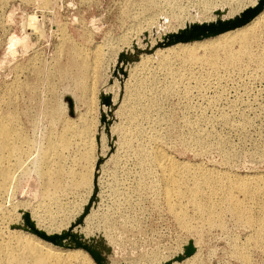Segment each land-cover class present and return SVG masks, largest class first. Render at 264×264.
Instances as JSON below:
<instances>
[{
  "label": "rangeland",
  "instance_id": "obj_1",
  "mask_svg": "<svg viewBox=\"0 0 264 264\" xmlns=\"http://www.w3.org/2000/svg\"><path fill=\"white\" fill-rule=\"evenodd\" d=\"M80 1L51 0L48 7L49 9H47V11L46 9L44 10L37 8L36 5L33 4L28 5L29 3L22 0H0V114L3 116L9 115L16 117L20 121V123L23 124L27 135L29 136V138H31L33 143V154L31 156V160H33L30 161V164L28 165V173L25 176H23L22 174L19 176L14 191L16 195H14V193L12 194L10 202H7V205H9L7 207L9 209H12L13 204L15 203L17 207H20L21 203L31 202L37 216H41L42 219L45 217L44 221L42 220L43 222L40 221V226L42 229L44 227L43 230H45V232L37 230L35 227L30 226V228L29 226L25 225V227L22 225V228L17 227L16 229H19L21 231H32L34 228L37 230V232H42L41 234H45V236L49 237L50 239L52 238L51 243L53 247L60 249H67L68 246L66 244V240L68 237H73L74 242L76 241L77 243H75V247L77 248V250L81 251L92 264H163V262L164 264H195L196 262V264H248V261L251 262H249V264H264V240H260L257 234H255V231L248 227L247 223L244 224V218L242 220L239 218V220L236 219L237 217L233 214L231 215V212L229 210L227 212L226 208H224L226 211H223L224 209L219 210V220L217 217L209 216L207 212L203 213V211H199V208L197 210V206L194 203H186L184 201V207L188 208L183 207L181 209L183 214H185L186 220L185 224H182V222L178 220L179 218L174 215V212H178L180 210V208L177 207V204L175 203V208H173L172 210L170 206H167L168 202L165 201L166 199H163L165 198V194L163 192L164 188L161 182L158 180L159 175L158 173L156 174V170L153 168L152 162L146 161L147 163L143 162L141 164L138 158L136 159L137 156L133 152L128 155H126L123 151L118 152L117 158L115 157L116 160H114L113 162H109V164H104L101 170L104 175H101L102 173L99 172L98 185H96L95 188L93 186V172L94 170L98 171L96 169H98L97 165L101 163L100 159L104 156L109 157L113 153L111 152V144L108 141V136H106L108 135V132L106 131L107 129L103 128L105 125L106 118L108 119V115H103L104 113L101 109L103 105L104 107L108 106V99L105 100V97L100 98V93L98 92L99 89L97 88L99 87L100 83H105L106 85H109V83L110 85L112 84V81H110L109 78H106L107 75L106 77H104L105 79L103 80V74H106L113 64L115 65L112 68V73L114 74V71L117 70L116 63H111V59L114 55H112V53H115V51L120 48L121 44L125 43L130 39H132L133 41H143L142 43L146 42V40L148 43H150L151 41H156L160 39L159 42L161 43L162 48H169L170 46L172 47V45L182 43L183 45L189 44L193 41L205 42L214 39H219L222 34L230 31H235L236 29H231L233 23H235L244 12L254 9L255 6H257V4L261 0H150L151 2L149 0ZM140 2L142 3V5ZM25 3L27 5H25ZM153 4L154 6H156V8H154ZM148 10L150 11L152 17L150 16ZM263 13L264 7L261 12L245 26H248L255 19L260 17ZM132 14L135 16V18L132 16ZM53 15L54 17H56L54 18ZM29 16L35 17V20L38 22L37 23L35 21V26L39 30L37 31L36 29L34 33H31L29 35V44L27 49L28 51H24L22 47H18L16 53L17 55L15 54L12 57L10 54L7 53L6 50L7 40L12 34L22 36L23 32H27V30L25 29L27 25H24V22L27 20V18H29ZM128 19H131V21H128ZM170 19L173 20L172 24L176 30L170 31L169 29L164 28V24L169 21L171 22ZM135 20H137L139 24ZM146 21L153 23L152 28L145 27ZM21 23L23 24V26H25L24 30ZM142 24H144L143 27L145 28L141 27ZM257 24L255 25V27L250 28L251 30L249 29L247 31L249 35L248 37H251L250 35L253 36L255 33H257L255 34L257 39H254V41H257L255 43L252 42L251 44V47H255H253V53L256 52L255 50H259V47L261 45L260 43H262V40H264V18L259 20ZM63 26L65 27L63 28ZM138 28L140 29V31L137 32ZM63 29L65 30L64 33ZM167 30L168 32H166ZM258 34L261 35L259 36ZM40 35L43 36L41 37ZM261 37L263 38L261 39ZM72 39L74 42L72 41ZM147 42L144 44H148ZM167 43L170 44L167 45ZM117 44L120 46H118ZM82 46L85 47L83 48ZM80 47L82 48L80 49ZM96 47H98V52L100 54L98 53V57L96 58L97 60H93L91 53L88 52L92 51ZM110 49L115 50L110 51ZM84 51H86L87 53H85ZM109 53L111 54V56ZM58 54H60L61 56ZM3 60H5V62ZM97 61L100 62L97 63ZM178 62V60H172L169 64V68L168 65L160 67V69L156 72L157 76L153 74L154 76L152 75L150 82L148 83V87H146L145 90L142 91V95L144 94V98L142 97V99L140 100L141 103H134L132 105L131 110L129 108L121 110V112L124 114L123 116V114L121 113V121L125 123L124 124L122 122L123 130L133 129L129 132L130 134H134L137 131H140L141 133V135L139 134L140 136L138 135L137 138L135 137L133 139L134 141H136L132 144L133 148H136L138 146V143H142L145 147H151L152 144L147 138H149L155 133V135H158L159 137L158 142L160 146L165 149L174 160H178V162L181 161L179 163H185L193 167H202V169H204V167L215 168L224 172H233L242 177H258L261 175L264 176V155L262 154V152H264V69H259L253 62L248 61L246 57L241 62L243 64L240 63L238 65V68H235L236 70L238 69L237 71H226L223 69L219 70L217 74H207L210 73L208 72V67L201 68L196 65L191 66L188 64L185 65L183 62ZM106 63H109L108 66ZM93 64L96 68L94 70V77L97 80L96 84L98 85L93 92H90V89H84V86L85 84H89V80L86 75L89 70L91 71L90 67ZM2 66L3 69H1ZM99 69L102 70L100 71ZM181 69H183L184 71ZM179 72L183 75H181ZM9 73L12 75H10ZM170 77H173L174 79H171ZM153 78L155 80H153ZM46 79L48 80L46 81ZM163 83H165V85ZM167 85H169V87ZM155 86L158 87L156 88ZM185 89L188 92H184ZM77 90L78 92L76 93ZM29 91H31V93ZM80 94L83 95V97ZM156 94H158L159 96ZM15 99L17 102L15 101ZM21 99H23V101ZM143 101L145 102L143 103ZM18 103L22 105L20 106ZM93 108L96 111L93 110ZM145 110H147V112ZM41 113H44V115H42ZM53 113L55 114V117L57 119L54 118ZM133 116H135V119ZM141 117L145 118L142 119ZM147 119H157L156 121L160 123L159 128L156 129L158 133L155 132L153 128L150 129L148 127L147 123H149V121H147ZM223 119H226L227 121L224 122ZM133 121L136 123H134ZM55 122H57L58 124ZM140 122L143 126H141ZM244 123L246 126L244 125ZM161 124L163 125L161 126ZM100 127L102 128V131L104 133L101 131ZM64 128H69V137L70 139H73L72 142H74L72 143L68 151L62 152V155L64 156L62 157V161L56 164V162L58 161L57 160L55 163L52 164V167L54 169H52L51 167V176L53 179L50 177L48 181L54 184L55 181H57V183L59 182V184L57 185V190L54 186H51V190H49V192L47 191L46 193V190H44V184L46 180L41 179V182L40 178L42 177H37L36 172L33 171V169L35 170V164L41 158L43 151H45L44 148L47 147L46 145L48 144L50 139L51 141L55 142L61 141L62 137L59 135H62V130ZM135 128L139 129L136 130ZM81 129L84 132L83 134H79V131H81ZM129 133L127 134L129 135ZM146 134L148 135V137ZM192 135L204 136L202 138L203 142L201 145V149L198 148L197 151L195 150V147L197 146L193 145L194 143L191 141ZM33 136H35L34 139ZM101 137L102 139H100ZM182 139H184V142H187L184 143ZM86 140L88 141V143ZM97 146H101V149L97 148ZM78 150L81 151L79 152ZM222 150H224L230 155L228 159H224ZM98 155H100L101 158ZM74 160L76 164L74 163ZM62 163L65 164V166ZM33 165L35 166L33 167ZM93 165H95L96 167ZM152 170H154L155 172ZM152 173L155 174L153 175ZM61 174L64 176H62ZM72 175L74 176V179ZM81 177H86L90 181L87 180L83 182L80 180ZM146 178H148V180ZM137 179L140 180L138 181ZM42 183L44 184L42 185ZM64 183L66 184L64 185ZM226 185L227 184L224 183V185L222 186L225 187ZM189 187H193L192 183H189ZM224 187L223 189L226 190ZM70 190L71 192H73L71 193ZM89 190L91 192H89ZM40 191L43 194V202L45 203L39 205V207L35 204H37V201H40ZM55 191L57 193H55ZM216 192L219 194L216 193V196L214 195L211 199L205 195H202V198H200L201 196L199 195L197 200L198 202L196 203L200 204V206L202 207L213 206L215 208L218 207V209H220L219 204L221 201H219V196H222V190L218 189ZM70 193L74 195L70 196ZM64 195H68V198ZM140 195H142L141 198L139 197ZM254 195L255 194L250 195L246 198L247 201L246 199L245 201H243L245 202L244 204L247 208V212L250 209L252 210L248 213L246 212L248 216L251 214L250 217L252 218H249L250 220L252 219L251 223L256 222V219L261 216V202L259 196L257 197L256 195ZM125 200L127 201V203H125ZM155 200L157 203L155 202ZM224 205L223 207H227ZM48 207L51 209H49ZM76 211L78 212L77 214ZM62 216L64 217V219ZM192 217H194V219H191ZM231 217L233 219H231ZM207 222L211 225H207ZM57 225H62L61 227H65L64 231L67 232H64L63 235L55 233L54 228ZM247 228L249 230H247ZM46 232L51 234L47 235ZM201 233L202 236L200 235ZM2 234V239L4 241H11L13 234L9 233L6 230H3ZM235 237L238 239H235ZM252 238L255 239L253 240ZM243 243L246 246L248 244V247H246ZM193 245H195V247ZM228 248L231 249L229 250ZM233 249H235L236 252L233 251ZM244 252L248 257H244ZM21 254L22 259L24 258V263L25 261H28L29 263L28 252L22 250ZM199 261L202 263H200ZM3 263L4 260L1 256L0 264ZM72 264L77 263L74 261L72 262Z\"/></svg>",
  "mask_w": 264,
  "mask_h": 264
},
{
  "label": "bare ground",
  "instance_id": "obj_2",
  "mask_svg": "<svg viewBox=\"0 0 264 264\" xmlns=\"http://www.w3.org/2000/svg\"><path fill=\"white\" fill-rule=\"evenodd\" d=\"M10 1V0H9ZM19 1V0H18ZM25 1L27 3L36 5L37 8L40 9H49V4L51 2V0H22ZM59 1V0H58ZM80 1V0H79ZM92 1V0H91ZM126 1V0H125ZM124 1V2H125ZM147 1V0H146ZM150 1V0H149ZM148 1V3H149ZM159 1V0H158ZM162 1V0H161ZM81 2V1H80ZM83 2V1H82ZM85 2V1H84ZM129 2V1H128ZM132 2V1H131ZM151 2V1H150ZM155 2V1H154ZM53 3V2H52ZM57 3V2H56ZM87 3V2H86ZM90 3V2H89ZM136 3V1H135ZM138 3V1H137ZM141 3V2H140ZM139 3V4H140ZM147 3V4H148ZM153 3V2H152ZM159 3V2H158ZM206 3V2H205ZM84 4V3H83ZM128 4V3H127ZM126 4V5H127ZM132 4V3H131ZM161 4V3H160ZM25 5H27L25 3ZM53 5V4H51ZM81 5V4H80ZM123 5V4H122ZM142 5V3H141ZM150 5V4H149ZM20 6V5H19ZM125 6V5H124ZM134 6V4H133ZM139 6V5H138ZM154 6V4H153ZM160 6V5H158ZM33 7V6H32ZM118 7V6H117ZM144 7V6H143ZM19 8V7H18ZM114 8V7H113ZM154 8H156V6H154ZM121 9V8H120ZM133 9V8H132ZM141 9V8H140ZM139 9V10H140ZM145 9V8H144ZM119 10V9H118ZM146 10V9H145ZM159 10V9H158ZM40 11V10H39ZM42 11V10H41ZM48 11V10H47ZM50 11V10H49ZM141 11V10H140ZM149 11V10H148ZM156 11V10H155ZM154 11V12H155ZM43 12V11H42ZM55 12V11H54ZM53 12V13H54ZM121 12V11H120ZM144 12V11H143ZM153 12V13H154ZM175 12V10H174ZM233 12V10H232ZM44 13V12H43ZM119 13V12H118ZM135 13V12H134ZM147 13V12H146ZM161 13V12H160ZM50 14V13H49ZM127 14V12H126ZM138 14V13H136ZM148 14V13H147ZM149 14L151 16V13L149 11ZM156 14V13H155ZM176 14V13H175ZM224 14V13H223ZM35 15V14H34ZM52 15V14H51ZM57 15V14H56ZM159 15V14H158ZM165 15V14H164ZM11 16V15H9ZM14 16V15H13ZM58 16V15H57ZM120 16V15H119ZM132 16L135 18V16L132 14ZM157 16V15H156ZM54 17V15H53ZM56 17V16H55ZM54 17V18H55ZM128 17V16H127ZM137 17V16H136ZM152 17V16H151ZM166 17V16H165ZM3 18V17H2ZM130 18V17H129ZM154 18V17H153ZM157 18V17H156ZM168 18V17H167ZM196 18V17H195ZM262 18H264V13L258 17L257 19H255L252 23H250L248 26H243L240 28H237L235 31H230L224 34H220L221 37L219 39H214V40H210V41H205V42H198V41H193L192 43L189 44H176V45H172V47L170 46L169 48H162L161 43L159 42L160 39L156 40V41H149L150 43L148 44H144L142 43L140 40H135L133 41L132 39L126 41L125 43L118 45L120 46L119 49H117L115 51V53H112L113 57H112V61L111 63H116V71H114V74L112 73V68L115 64H111V68H109V71L106 74H103V80L106 78H109L110 81H112V84L110 85H106L105 83L103 84H99V87H97L98 84H96L97 80L95 79L94 75H95V65H91L90 69L87 72L86 77L89 80V84H85L84 89H90V92H93L94 89L97 87L99 89V93H100V98L105 97L107 100L108 99V106L104 107V105L101 107L102 112L104 113L103 115H108V119L106 118L105 120V125L103 128H106L107 132H108V141L111 144V152H113L109 157H103L101 158L100 155H98L101 159V163H99L97 165L96 170H94V177H93V186L95 188L96 185H98V179H99V172L102 173V168L104 166V164H109V162H113L115 159V157L117 158L118 156V152L123 151L126 155L130 154V153H134L136 154V159L138 158V160L141 162V164L143 162L146 161H150L152 162L153 168L156 170V174L158 173L159 175V181L161 182L163 188H164V194H165V198H163L165 201H167V206H170V208L173 210L174 205L177 204V207L180 208V210L185 206L184 201L186 203L190 202V203H194L197 206V210L199 208V211H203V213L207 212L209 216H213V217H219V210L226 208L227 212L228 210L231 212V215L233 214L234 216H236V219H243L244 218V224L247 223L248 227L250 229H252L253 231H255V234H257V236L260 238V240H264V176H258V177H254V176H249V177H242L239 176L238 174H235L233 172L229 173V172H224L221 170H217L215 168H205L202 169L199 167H193V166H189L185 163H179L181 161L178 162V160H174L169 154L168 152L163 149L158 140L159 137L158 135H155V133L153 135H151L149 138H147L149 140V142L152 144L151 147H145L142 143H138V146L136 148H133V139L136 137H138V135L140 133V131H137L136 133H132L130 134L129 132L132 131L131 129L128 130H123L122 128V122L121 121V110H124L125 108H129L131 110L132 105L134 103H141V99L143 97L142 95V91L145 90L146 87H148V83L150 82V79L152 77V75H156L157 70L160 69V67H164L165 65H168L169 68V64L171 63L172 60H178L179 62H183L185 65H196L199 66L201 68H206L208 67V72L207 74H211V73H218L219 70H228V71H233L236 70L235 68H238V65L242 62V60L246 57V59H248V61L253 62L259 69H264V40H262V43H260V47L259 50H255L256 52L253 53V47H251L252 42H256L257 40L254 41V39H257V37L255 36V33L253 36L250 35L251 37H248V33L247 31L250 28L255 27V25L258 23L259 20H261ZM26 19V18H25ZM65 19V18H64ZM76 19V18H74ZM73 19V20H74ZM122 19V18H121ZM138 19V18H137ZM173 19V18H172ZM7 20V19H6ZM10 20V19H9ZM28 20V21H27ZM27 23L26 21L24 22V25H27V27L25 28L27 30V32H23L22 36H17L15 34L10 35V37L7 40V45H6V50L7 53L10 54L12 57L17 53V48L18 47H22L24 49V51H26L28 49V38L29 35L31 33H34L35 30L37 29L35 26V23L37 22L35 20L34 16H29V18H27ZM42 20V17H41ZM40 20V21H41ZM149 20V19H148ZM161 20V19H160ZM166 20V19H165ZM169 20V19H168ZM171 20V19H170ZM23 21V20H22ZM36 21V22H35ZM128 21H131V19ZM137 21V20H135ZM134 21V22H135ZM140 21V20H139ZM143 21V20H142ZM153 21V20H152ZM173 20H171V22H167L166 24H164V28L171 30H176L173 26ZM9 22V21H8ZM42 22V21H41ZM44 22V21H43ZM55 22V21H54ZM59 22V21H58ZM121 22V21H120ZM119 22V23H120ZM138 22V21H137ZM144 22V21H143ZM261 22V21H260ZM3 23V22H2ZM38 23V22H37ZM84 23V22H83ZM130 23V22H129ZM7 24V23H5ZM22 24V23H21ZM137 24V23H136ZM135 24V25H136ZM139 24V22H138ZM145 24V23H144ZM141 27H143V25ZM3 25V24H2ZM39 25V24H38ZM58 25V24H56ZM60 25V24H59ZM63 25V24H62ZM94 25V24H93ZM122 25V24H121ZM258 25V24H257ZM1 26V25H0ZM6 26V25H5ZM23 26V24H22ZM55 26V25H54ZM85 26V25H84ZM123 26V25H122ZM125 26V25H124ZM153 23L151 22H147L145 24L146 28H152ZM3 27V26H2ZM7 27V26H6ZM9 27V26H8ZM23 26V30H24ZM41 27V26H40ZM65 26H63L64 28ZM90 27V26H89ZM126 27V26H125ZM143 27V28H145ZM62 28V26H61ZM163 28V27H162ZM11 29V28H10ZM42 29V28H41ZM40 29V30H41ZM55 29V28H54ZM67 29V28H66ZM127 29V28H124ZM130 29V28H129ZM226 29V28H225ZM39 29H37L38 31ZM58 30V29H57ZM56 30V31H57ZM123 30V29H121ZM251 30V29H250ZM4 31V30H3ZM22 31V30H21ZM29 31V32H28ZM77 31V30H76ZM86 31V30H85ZM131 31V30H130ZM140 31V29H137V32ZM224 31V30H223ZM263 31V30H262ZM261 31V32H262ZM62 32V31H61ZM65 32V30L63 29V33ZM67 32V31H66ZM122 32V31H121ZM164 32V31H163ZM168 32V30L166 31ZM191 32V31H190ZM221 32V31H220ZM250 32V31H249ZM264 32V31H263ZM7 33V32H6ZM78 33V32H77ZM110 33V31H109ZM129 33V32H128ZM165 33V32H164ZM212 33V32H211ZM22 34V33H21ZM56 34V33H54ZM126 34V33H125ZM133 34V33H132ZM166 34V33H165ZM247 34V35H246ZM34 35V34H33ZM66 35V34H65ZM92 35V34H89ZM88 35V36H89ZM122 35V34H121ZM130 35V34H129ZM135 35V34H134ZM163 35V33H162ZM186 35V34H185ZM204 35V33H203ZM259 35V34H258ZM261 35V34H260ZM259 35V36H260ZM41 36V35H40ZM43 36V35H42ZM41 36V37H42ZM45 36V35H44ZM61 36V35H60ZM71 36V35H70ZM94 36V35H93ZM106 36V35H105ZM140 36V35H139ZM165 36V35H164ZM52 37V36H51ZM58 37V36H57ZM90 37V36H89ZM127 37V36H126ZM124 37V38H126ZM134 37V36H133ZM136 37V36H135ZM55 38V37H54ZM61 38V37H60ZM71 38V37H70ZM79 38V37H78ZM91 38V37H90ZM114 38V37H113ZM116 38V37H115ZM140 38V37H139ZM137 38V39H139ZM159 38V37H158ZM186 38V37H185ZM263 37H261L262 39ZM41 39V38H40ZM50 39V38H49ZM67 39V38H66ZM118 39V38H117ZM142 39V38H141ZM165 39V38H164ZM178 39V38H177ZM194 39V38H193ZM30 40V39H29ZM113 40V39H112ZM127 40V39H125ZM67 41V40H66ZM73 41V39H72ZM110 41V40H109ZM187 41V40H186ZM74 42V41H73ZM72 42V43H73ZM165 42V40H164ZM175 42V40H174ZM261 42V41H260ZM118 43V42H117ZM181 43V42H180ZM90 44V43H89ZM100 44V43H99ZM163 44V43H162ZM170 44V43H169ZM167 43V45H169ZM173 44V43H172ZM85 45V44H84ZM88 45V44H87ZM166 45V44H165ZM254 45V44H253ZM259 45V44H258ZM35 46V45H34ZM55 46V45H54ZM60 46V45H59ZM58 46V47H59ZM79 46V45H78ZM86 46V45H85ZM84 46V47H85ZM257 46V45H256ZM31 47V46H29ZM33 47V46H32ZM57 47V46H56ZM83 47V46H82ZM80 47V49L82 48ZM83 47V48H84ZM101 47V45H100ZM106 47V44H105ZM167 47V46H166ZM21 48V49H22ZM61 48V47H60ZM112 48V47H111ZM115 48V46H114ZM117 48V47H116ZM252 48V50H251ZM255 48V47H254ZM1 49V48H0ZM30 50V49H29ZM37 50V49H36ZM115 50V49H114ZM111 50L110 51H114ZM28 51V50H27ZM68 51V48H67ZM82 51V50H81ZM89 51V50H88ZM100 51V50H99ZM66 52V51H65ZM85 53H87L86 51H84ZM6 53V52H5ZM24 53V52H23ZM27 53V52H26ZM40 53V52H39ZM57 53V51H56ZM91 53L93 60H95L98 57V47L94 48L92 51L88 52ZM105 53V52H104ZM54 54V53H53ZM62 54V53H60ZM58 54V55H60ZM100 54V53H99ZM110 54V53H109ZM17 55V54H16ZM84 55V54H83ZM23 56V54H22ZM27 56V55H26ZM51 56V55H50ZM61 56V55H60ZM100 56V55H99ZM111 56V54H110ZM66 57V56H65ZM102 57V56H101ZM10 58V57H9ZM67 58V57H66ZM88 58V57H87ZM47 59V58H46ZM65 59V58H64ZM70 59V58H68ZM99 59V58H98ZM109 59V58H108ZM11 60V59H10ZM9 60V61H10ZM16 60V59H15ZM19 60V59H18ZM28 60V59H27ZM92 60V61H93ZM97 60V59H96ZM5 62V60H3ZM24 61V60H23ZM21 61V62H23ZM44 61V60H43ZM48 61V60H47ZM83 61V60H82ZM85 61V60H84ZM110 61V60H108ZM62 62V61H61ZM60 62V63H61ZM66 62V61H65ZM95 62V61H94ZM100 62V61H99ZM97 61V63H99ZM178 62V63H179ZM248 62V63H250ZM1 63V61H0ZM44 63V62H43ZM70 63V62H69ZM13 64V63H11ZM22 64V63H21ZM54 64V62H53ZM63 64V63H62ZM89 64V63H88ZM105 64V63H104ZM107 64V63H106ZM109 64V63H108ZM107 64V66H108ZM243 64V63H241ZM66 65V63H65ZM68 65V64H67ZM98 65V64H97ZM176 65V64H175ZM174 65V66H175ZM247 65V64H246ZM249 65V64H248ZM254 65V66H255ZM4 66V65H3ZM3 66L1 67V69H3ZM6 66V65H5ZM17 66V65H16ZM101 66V65H100ZM103 66V65H102ZM190 66V67H191ZM9 67V66H8ZM49 67V66H48ZM99 67V66H98ZM105 67V66H104ZM173 67V64H172ZM72 68V67H71ZM101 68V67H100ZM158 68V69H157ZM167 68V67H166ZM13 69V68H12ZM11 69V70H12ZM98 69V68H97ZM103 69V68H102ZM101 69V70H102ZM106 69V68H105ZM165 69V68H164ZM9 70V69H8ZM50 70V69H49ZM100 70V69H99ZM100 70V71H101ZM107 70V69H106ZM167 70V69H166ZM183 70V69H181ZM191 70V69H190ZM238 70V69H237ZM236 70V71H237ZM10 71V70H9ZM8 71V72H9ZM44 71V70H43ZM173 71V70H172ZM184 71V70H183ZM188 71V70H187ZM165 72V71H164ZM168 72V71H167ZM175 72V70H174ZM173 72V73H174ZM162 73V72H161ZM177 73V72H176ZM180 73V72H179ZM191 73V72H190ZM10 74V73H9ZM18 74V73H17ZM101 74V73H100ZM163 74V73H162ZM165 74V73H164ZM181 74V73H180ZM186 74V71H185ZM189 74V73H188ZM12 75V74H10ZM14 75V74H13ZM105 75V76H104ZM153 75V76H154ZM171 75V72H170ZM183 75V74H181ZM157 76V75H156ZM159 76V74H158ZM167 76V75H166ZM174 76V75H173ZM185 76V75H184ZM188 76V75H187ZM23 77V76H22ZM39 77V76H38ZM41 77V76H40ZM44 77V76H43ZM54 77V76H53ZM180 77V76H179ZM186 77V76H185ZM45 78V77H44ZM72 78V77H71ZM102 78V75H101ZM166 78V77H164ZM168 78V77H167ZM171 78V77H170ZM173 78V77H172ZM171 78V79H172ZM13 79V78H12ZM159 79V77H158ZM170 79V80H171ZM174 79V78H173ZM16 80V79H15ZM45 80V79H44ZM48 79H46L47 81ZM64 80V79H63ZM99 80V78H98ZM153 80H155L153 78ZM25 81V80H24ZM14 82V81H13ZM102 82V80H101ZM178 82V79H177ZM19 83V82H18ZM34 83V82H33ZM152 83V82H151ZM155 83V81H154ZM153 83V84H154ZM183 83V82H181ZM71 84V83H70ZM165 85V83H163ZM35 85V84H34ZM38 85V84H37ZM36 85V86H37ZM66 85V84H65ZM155 85V84H154ZM170 85V84H169ZM169 85H167L169 87ZM3 86V85H2ZM18 86V84H17ZM33 86V85H32ZM31 86V87H32ZM53 86V85H52ZM67 86V85H66ZM79 86V85H78ZM30 87V88H31ZM35 87V86H34ZM70 87V86H69ZM72 87V86H71ZM86 87V88H85ZM151 87V86H150ZM156 87V86H155ZM158 87V86H157ZM156 87V88H157ZM165 87V86H164ZM174 87V85H173ZM53 88V87H52ZM73 88V87H72ZM81 88V87H80ZM153 88V87H152ZM4 89V88H3ZM10 89V87H9ZM39 89V88H38ZM149 89V88H147ZM163 89V88H162ZM175 89V87H174ZM27 90V89H26ZM34 90V89H31ZM82 90V89H81ZM157 90V89H156ZM24 91V90H23ZM41 91V89H40ZM43 91V90H42ZM167 91V88H166ZM11 92V91H10ZM31 93V91H29ZM33 92V91H32ZM37 92V89H36ZM78 92V90L76 91V93ZM81 92V91H80ZM79 92V93H80ZM97 92V93H98ZM148 92V91H147ZM151 92V91H150ZM149 92V93H150ZM162 92V91H161ZM165 92V91H164ZM172 92V91H171ZM184 92H188L186 89L184 90ZM74 93V92H73ZM148 93V94H149ZM154 93V92H153ZM156 93V92H155ZM169 93V92H168ZM24 94V93H22ZM75 94V93H74ZM91 94V93H90ZM93 94V93H92ZM173 94V93H172ZM3 95V94H2ZM33 95V94H32ZM38 95V94H36ZM44 95V94H43ZM59 95V94H58ZM81 95V94H80ZM150 95V94H149ZM158 95V94H156ZM168 95V94H167ZM171 95V94H169ZM16 96V95H15ZM14 96V97H15ZM22 96V95H21ZM83 97V95H81ZM91 96V95H90ZM146 96V95H145ZM154 96V95H153ZM151 96V97H153ZM159 96V95H158ZM164 96V95H162ZM166 96V95H165ZM17 97V96H16ZM31 97V96H30ZM53 97V96H52ZM60 97V96H59ZM99 97V96H98ZM26 98V97H25ZM29 98V97H28ZM41 98V97H40ZM93 98V97H92ZM144 98V97H143ZM146 98V97H145ZM149 98V97H148ZM155 98V97H154ZM161 98V97H160ZM31 99V98H30ZM59 99V98H58ZM82 99V98H81ZM86 99V98H85ZM83 99V100H85ZM157 99V98H156ZM18 100V99H17ZM23 101V99H21ZM62 100V99H61ZM87 100V99H86ZM99 100V99H98ZM103 100V99H102ZM104 100V101H105ZM148 100V99H147ZM151 100V99H150ZM16 101V99H15ZM79 101V100H77ZM1 102V101H0ZM10 102V100H9ZM17 102V101H16ZM91 102V100H90ZM145 101H143L144 103ZM155 102V101H154ZM158 102V101H157ZM23 103V102H22ZM30 103V102H29ZM34 103V102H33ZM41 103V102H40ZM39 103V105H40ZM93 103V102H92ZM105 103V102H104ZM160 103V102H159ZM19 104V103H18ZM24 104V103H23ZM37 104V103H36ZM44 104V103H43ZM56 104V103H55ZM63 104V103H62ZM81 104V103H79ZM84 104V103H83ZM147 104V103H146ZM4 105V104H3ZM20 105V104H19ZM22 105V104H21ZM20 105V106H21ZM92 105V104H90ZM98 105V104H97ZM131 105V106H130ZM155 105V104H153ZM157 105V104H156ZM160 105V104H159ZM31 106V105H30ZM54 106V105H53ZM52 106V107H53ZM136 106V105H135ZM147 106V105H146ZM42 107V106H41ZM83 107V106H82ZM86 107V106H85ZM159 107V106H158ZM8 108V107H7ZM45 108V107H44ZM65 108V107H64ZM95 108V107H94ZM93 108V110H95ZM99 108V107H98ZM135 108V107H134ZM150 108V107H149ZM20 109V108H19ZM39 109V108H38ZM37 109V110H38ZM41 109V108H40ZM89 109V108H88ZM100 109V108H99ZM141 109V107H140ZM157 109V108H155ZM154 109V110H155ZM53 110V109H52ZM129 110V111H130ZM144 110V108H143ZM149 110V109H148ZM153 110V108H152ZM28 111V110H27ZM31 111V110H30ZM49 111V110H48ZM55 111V110H54ZM87 111V110H86ZM96 111V110H95ZM133 111V110H132ZM142 111V110H141ZM147 112V110H145ZM26 112V111H25ZM42 112V110H41ZM91 112V111H90ZM126 112V111H125ZM158 112V111H156ZM18 113V112H17ZM21 113V112H20ZM85 113V112H84ZM92 113V112H91ZM136 113V112H135ZM144 113V112H143ZM151 113V112H150ZM149 113V115H150ZM153 113V112H152ZM42 114V113H41ZM48 114V113H46ZM54 114V113H53ZM123 114V113H122ZM129 114V113H128ZM138 114V113H137ZM140 114V113H139ZM142 114V112H141ZM145 114V113H144ZM143 114V115H144ZM24 115V114H23ZM29 115V114H28ZM44 115V113L42 114ZM50 115V114H49ZM57 115V114H56ZM80 115V114H79ZM87 115V113H86ZM135 115V114H134ZM147 115V114H146ZM145 115V117H146ZM94 116V115H93ZM124 116V114H123ZM129 116V115H128ZM131 116V115H130ZM138 116V115H137ZM153 116V115H152ZM20 117V116H19ZM28 117V116H27ZM86 117V116H85ZM135 119V116H133ZM143 117V118H145ZM149 117V116H147ZM26 118V117H24ZM30 118V117H29ZM42 118V117H41ZM47 118V116H46ZM54 118L55 114H54ZM66 118V117H65ZM89 118V117H87ZM97 118V116H96ZM95 118V120H96ZM104 118V117H103ZM126 118V117H125ZM132 118V117H131ZM142 118V117H141ZM142 118V119H143ZM50 119V118H49ZM57 119V118H56ZM76 119V118H75ZM93 119V118H92ZM90 119V120H92ZM99 119V118H98ZM140 119V117H139ZM228 119V118H227ZM38 120V119H37ZM44 120V119H43ZM53 120V119H52ZM69 120V119H68ZM157 120V119H156ZM156 120H149L147 119V121H149L148 127L150 129H154L155 132L157 128H159L160 123ZM41 121V120H40ZM57 121V120H56ZM102 121V119H101ZM100 121V122H101ZM130 121V120H129ZM136 121V120H135ZM138 121V120H137ZM143 121V120H141ZM224 122H226V119H223ZM245 121V120H243ZM24 122V121H22ZM47 122V121H46ZM94 122V121H93ZM92 122V123H93ZM98 122V121H97ZM131 122V121H130ZM134 122V121H133ZM145 122V121H144ZM27 123V122H26ZM37 123V122H36ZM35 123V124H36ZM57 123V122H55ZM89 123V122H86ZM91 123V124H92ZM103 123V122H102ZM124 123V122H123ZM136 123V122H134ZM133 123V124H134ZM143 123V122H142ZM248 123V122H247ZM58 124V123H57ZM77 124V123H76ZM97 124V123H96ZM125 124V123H124ZM139 124V123H138ZM141 124V122H140ZM29 125V124H28ZM46 125V124H45ZM62 125V124H61ZM127 125V124H126ZM130 125V124H129ZM163 124H161L162 126ZM245 125V123H244ZM243 125V126H244ZM32 126V125H31ZM88 126V125H87ZM92 126V125H91ZM97 126V125H96ZM101 126V125H100ZM131 126V125H130ZM141 126H143L141 124ZM246 126V125H245ZM26 127V126H25ZM132 127V126H131ZM130 127V128H131ZM242 127V126H241ZM37 128V126H36ZM48 128V127H47ZM54 128V127H53ZM73 128V127H72ZM96 128V127H95ZM101 128V127H100ZM133 128V127H132ZM142 128V127H141ZM140 128V129H141ZM173 128V127H172ZM35 129V128H34ZM125 129V127H124ZM136 129V128H135ZM139 129V128H138ZM136 129V130H138ZM171 129V128H169ZM168 129V130H169ZM53 130V129H52ZM58 130V129H56ZM61 130V129H60ZM91 130V129H90ZM97 130V129H96ZM100 130V129H99ZM31 131V130H30ZM95 131V130H94ZM98 131V130H97ZM102 131V128H101ZM32 132V131H31ZM51 132V131H50ZM58 132V131H57ZM72 132V131H71ZM103 132V131H102ZM135 132V131H134ZM142 132V131H141ZM174 132V131H172ZM69 128H64L62 130V135L60 134L59 136H61V141L59 142H55V141H50L48 142V144L44 147L45 151H43V154L41 156V158L37 161V163L35 165H33V167L35 168V170L33 169V171L36 172L37 177H42L40 178L43 180H46L45 184L42 183V185L44 184V190H46L49 192L50 187L54 186L55 189L57 188V185L59 184V182L57 183V181H55L54 183L49 182V178H52V169H54L52 167V164L56 162L59 163L62 161V157H64L62 154V152L64 151H68L70 149V146L72 145V140L70 139V134H69ZM77 133V132H76ZM83 130L81 129V131H79V134H83ZM93 133V132H92ZM100 133V132H99ZM104 133V132H103ZM129 133V135L127 134ZM144 133V132H143ZM142 133V134H143ZM158 133V132H157ZM171 133V132H170ZM51 134V133H50ZM53 134V131H52ZM160 134V133H159ZM172 134V133H171ZM98 135V134H96ZM100 135V134H99ZM139 135V136H140ZM147 135V134H146ZM57 136V135H56ZM55 136V138H56ZM173 136V135H172ZM32 137V136H31ZM35 136H33L34 139ZM58 137V136H57ZM85 137V136H84ZM105 137V136H103ZM145 137V136H144ZM148 137V135H147ZM204 136H200V135H192L191 137V141L194 143L193 145L197 146L195 147V150L197 151V149H201V145L203 142V138ZM51 138V137H50ZM96 138V137H94ZM48 139V138H46ZM53 139V138H52ZM59 139V138H58ZM57 139V141H58ZM91 139V138H90ZM99 139V138H98ZM102 139V137L100 138ZM105 139V138H104ZM77 140V139H76ZM92 140V139H91ZM106 140V139H105ZM162 140V139H161ZM160 140V141H161ZM167 140V139H166ZM184 142V139H182ZM37 141V140H36ZM35 141V142H36ZM46 141V140H45ZM48 141V140H47ZM83 141V140H82ZM87 141V140H86ZM102 141V140H101ZM43 142V141H42ZM77 142V141H76ZM97 142V141H96ZM138 142V141H137ZM187 142V141H186ZM184 142V143H186ZM88 143V141H87ZM136 144V143H135ZM38 145V144H37ZM41 145V144H40ZM91 145V143H90ZM97 145V144H96ZM137 145V144H136ZM93 146V145H92ZM38 147V146H37ZM88 147V146H87ZM95 147V146H94ZM41 148V147H39ZM73 148V147H72ZM97 148L101 149V146ZM85 149V148H84ZM90 149V148H89ZM77 151V150H76ZM79 152L81 150H78ZM92 151V150H91ZM74 152V151H73ZM100 152V151H99ZM98 152V153H99ZM70 153V152H69ZM86 153V152H85ZM93 153V152H92ZM223 153V157L224 159H228L229 158V154L226 153L224 150H222ZM33 154V143L31 138H29V136L27 135V132L25 131L23 124L20 123V121L13 116H3L0 114V255L2 256V259L4 260L3 264H72V262H76L77 264H92L88 258L79 250H77V248L75 247V245L77 244L76 241L74 242V238L73 237H68L66 240V244H67V249H60V248H55L53 247L52 243H51V239L49 237H46L45 234H41L39 232H37V230H41L44 231V227L43 229L40 226V221H44V218L42 219L41 216H37L35 210L33 209V205L31 202L27 203H18L20 204V207H17L16 203L13 204V208L9 209L7 206V202H10V199L12 197V194L15 191L19 176L22 174L23 176H25L28 173V165L30 164L31 160V156ZM37 154V151H36ZM39 154V153H38ZM262 154L264 155V152H262ZM86 155V154H85ZM35 156V155H34ZM78 156V155H77ZM80 156V155H79ZM97 156V155H96ZM69 157V156H68ZM92 157V156H91ZM133 157V156H132ZM34 158V157H33ZM67 158V157H66ZM128 158V157H127ZM64 159V158H63ZM70 159V158H69ZM80 159V157H79ZM91 159V158H90ZM94 159V158H93ZM96 159V158H95ZM130 159V157H129ZM132 159V158H131ZM135 159V158H134ZM76 160V159H75ZM74 160V163H75ZM99 160V159H98ZM137 160V163H138ZM67 162V161H66ZM84 162V161H83ZM92 162V161H91ZM90 162V163H91ZM70 163V162H68ZM117 163V162H116ZM147 163V162H146ZM187 163V162H186ZM190 163V162H189ZM63 164V163H62ZM76 164V163H75ZM113 164V163H112ZM151 164V163H150ZM65 166V164H63ZM92 165V164H91ZM116 165V164H115ZM148 165V164H147ZM59 166V165H58ZM95 166V165H93ZM106 166V165H105ZM112 166V165H111ZM145 166V164H144ZM143 166V167H144ZM151 166V165H150ZM52 167V169H51ZM60 167V166H59ZM68 167V166H67ZM96 167V166H95ZM193 167V168H192ZM77 168V167H76ZM80 168V167H79ZM111 168V167H110ZM66 169V168H65ZM142 169V166H141ZM146 169V168H145ZM79 170V169H78ZM81 170V169H80ZM147 170V169H146ZM55 171V170H54ZM72 171V170H71ZM91 171V170H90ZM150 171V170H149ZM154 171V170H152ZM57 172V171H56ZM79 172V171H78ZM98 172V173H97ZM155 172V171H154ZM238 172V171H237ZM89 173V172H88ZM92 173V174H93ZM146 173V172H145ZM148 173V171H147ZM150 173V172H149ZM72 174V173H71ZM153 174V173H152ZM155 174V173H154ZM153 174V175H154ZM35 175V176H36ZM62 175V174H61ZM70 175V174H69ZM76 175V174H75ZM101 175H104V173H102ZM142 175V174H141ZM145 175V174H144ZM59 176V175H58ZM64 176V175H62ZM73 176V175H72ZM246 176V175H245ZM66 177V176H65ZM76 177V176H75ZM91 177V176H90ZM143 177V176H142ZM147 177V176H146ZM64 178V177H63ZM72 178V177H71ZM80 178V177H79ZM53 179V178H52ZM51 179V180H52ZM59 179V177H58ZM61 179V178H60ZM74 179V176H73ZM76 179V178H75ZM78 179V178H77ZM144 179V178H143ZM148 180V178H146ZM55 180V179H54ZM65 180V179H64ZM81 181H90L89 179H87L86 177H81L80 179ZM138 180V179H137ZM140 180V179H139ZM138 180V181H139ZM38 181V179H37ZM68 181V178H67ZM70 181V180H69ZM73 181V180H72ZM144 181V180H143ZM142 181V182H143ZM150 181V180H149ZM157 181V180H156ZM158 181V182H159ZM42 182V181H41ZM54 182V181H53ZM66 182V181H65ZM79 182V181H78ZM148 182V181H147ZM146 182V183H147ZM159 182V183H160ZM151 183V182H149ZM153 183V182H152ZM157 183V182H156ZM189 183H192V188L189 187ZM224 183H226L227 185L224 187L222 185H224ZM62 184V183H61ZM60 184V185H61ZM66 183H64L65 185ZM68 184V183H67ZM80 184V183H79ZM82 184V183H81ZM84 184V183H83ZM71 185V184H70ZM75 185V184H74ZM152 185V184H150ZM149 185V186H150ZM160 185V184H159ZM89 186V185H88ZM161 186V185H160ZM191 186V184H190ZM65 187V186H64ZM74 187V186H73ZM72 187V188H73ZM91 187V186H90ZM140 187V186H139ZM152 187V186H151ZM156 187V185H155ZM184 187V189H183ZM223 187L226 189L224 190ZM43 188V187H42ZM79 188V187H78ZM85 188V187H84ZM82 188V189H84ZM143 188V187H142ZM41 189V188H40ZM65 189V188H64ZM69 189V188H67ZM91 189V188H90ZM148 189V187H147ZM156 189V188H155ZM220 189L222 190V196H219V208H215L213 206L210 207H202L200 206V204H197L196 202H198V197L199 195L201 196L200 198H202V195L207 196L208 198H212L217 192V190ZM17 190V189H16ZM57 190V189H56ZM62 190V189H61ZM79 190V189H77ZM93 190V189H92ZM133 190V189H132ZM142 190V189H141ZM139 190V191H141ZM43 191V190H42ZM68 191V190H67ZM85 191V190H84ZM71 192V190H70ZM73 192V191H72ZM71 192V193H72ZM86 192V191H85ZM84 192V193H85ZM89 192H91L89 190ZM117 192V191H116ZM147 192V191H146ZM149 192V190H148ZM157 192V191H156ZM162 192V191H161ZM219 192V191H218ZM41 193V197H40V201H37L35 205H41L45 202H43V194ZM55 193H57L55 191ZM65 193V192H64ZM70 193V194H71ZM88 193V192H87ZM134 193V192H133ZM145 193V192H144ZM153 193V192H152ZM159 193V192H158ZM221 193V192H220ZM54 194V193H53ZM59 194V192H58ZM162 194V193H161ZM163 194V195H164ZM219 194V193H217ZM255 194L257 197L259 196L260 202H261V216L259 218H257L256 222L251 223L252 219L250 220V212L249 216L247 215V213L249 211H252L251 209L247 212V208L245 207V199L247 197H249L250 195ZM14 195H16V193H14ZM13 195V196H14ZM74 195V194H73ZM72 194L70 196H73ZM78 195V194H77ZM157 195V194H156ZM221 195V194H220ZM254 195V196H255ZM58 196V195H57ZM66 196V195H64ZM63 196V197H64ZM68 196V195H67ZM66 196V197H67ZM69 196V197H70ZM142 195H140L139 197L141 198ZM146 196V195H145ZM144 196V197H145ZM152 196V195H151ZM158 196V195H157ZM216 196V195H215ZM61 197V196H59ZM77 197V196H76ZM75 197V198H76ZM80 197V196H79ZM123 197V196H122ZM162 197V196H161ZM204 197V196H203ZM14 198V197H13ZM42 198V199H41ZM53 198V197H52ZM68 198V197H67ZM119 198V197H118ZM153 198V197H152ZM206 199V197H205ZM215 199V198H214ZM254 199V198H252ZM116 200V199H115ZM200 200V199H199ZM256 200V199H255ZM13 201V200H12ZM50 201V199H49ZM60 201V200H59ZM66 201V200H65ZM69 201V200H68ZM118 201V200H117ZM126 201V200H125ZM214 201V200H213ZM227 204H226V202ZM247 201V199H246ZM250 201V200H249ZM18 202V201H16ZM48 202V201H47ZM156 202V200H155ZM174 202V203H173ZM200 202V201H199ZM204 202V201H202ZM208 202V201H207ZM212 202V201H211ZM252 202V201H251ZM34 203V202H33ZM49 203V202H48ZM58 203V202H57ZM68 203V202H67ZM127 203V201L125 202ZM129 203V202H128ZM157 203V202H156ZM176 203V204H175ZM218 203V202H217ZM257 203V201H256ZM47 204V203H46ZM54 204V203H53ZM65 204V203H64ZM119 204V202H118ZM121 204V203H120ZM166 204V202H165ZM169 204V205H168ZM202 204V203H201ZM208 204V203H207ZM216 204V203H215ZM225 204V205H224ZM254 204V203H253ZM260 204V203H259ZM128 205V204H127ZM179 205V206H178ZM193 205V204H192ZM194 205V206H195ZM211 205V204H210ZM217 205V204H216ZM227 206V207H223ZM249 205V203H248ZM255 205V204H254ZM72 206V205H71ZM121 206V205H120ZM193 206V207H194ZM205 206V204H204ZM36 207V206H35ZM40 207V206H39ZM62 207V206H61ZM79 207V206H78ZM128 207V206H127ZM131 207V206H130ZM257 207V206H256ZM43 208V207H42ZM49 208V207H48ZM69 208V207H68ZM184 208H188V207H184ZM249 208V207H248ZM41 209V208H40ZM51 209V208H49ZM57 209V208H56ZM119 209V208H118ZM42 210V209H41ZM45 210V208H44ZM80 210V209H79ZM159 210V207H158ZM170 210V209H168ZM178 210V209H177ZM179 210V211H180ZM189 210V209H188ZM187 210V211H188ZM58 211V210H56ZM161 211V210H160ZM174 212V215L177 216V218H179L178 220H180L182 222V224H185L186 220H185V214H183L182 210L180 212ZM223 211H226L225 209ZM222 211V212H223ZM63 212V211H62ZM66 212V211H65ZM114 212V211H113ZM154 212V211H153ZM158 212V211H157ZM173 212V211H171ZM194 212V211H193ZM247 212V213H246ZM254 212V211H253ZM257 212V211H256ZM259 212V211H258ZM57 213V212H56ZM78 212L76 211V214ZM170 213V212H169ZM182 213V214H181ZM185 213V211H184ZM202 213V215H203ZM225 213V212H224ZM50 214V213H49ZM72 214V213H71ZM70 214V216H71ZM120 214V213H119ZM171 214V213H170ZM194 214V213H193ZM200 214V213H199ZM69 215V214H68ZM82 215V214H81ZM107 215V214H106ZM207 215V214H206ZM230 215V213H229ZM256 215V214H255ZM260 215V214H259ZM48 216V215H46ZM73 216V215H72ZM115 216V215H114ZM163 216V215H162ZM208 216V217H209ZM222 216V215H221ZM225 216V215H224ZM248 216V217H247ZM258 216V215H257ZM52 217V216H51ZM60 217V216H59ZM63 217V216H62ZM66 217V216H65ZM83 217V216H82ZM109 217V216H108ZM199 217V216H198ZM204 217V216H203ZM256 217V216H254ZM54 218V217H53ZM200 218V217H199ZM222 218V217H221ZM230 218V217H229ZM50 219V218H49ZM64 219V217H63ZM68 219V218H67ZM70 219V218H69ZM176 219V218H175ZM191 219H194V217H192ZM190 219V220H191ZM198 219V218H197ZM219 219V218H218ZM217 219V220H218ZM223 219V218H222ZM231 219H233L231 217ZM238 219V220H239ZM255 219V218H254ZM51 220V219H50ZM58 220V219H57ZM72 220V219H71ZM82 220V219H81ZM107 220V218H106ZM111 220V219H110ZM119 220V219H118ZM121 220V219H120ZM160 220V219H159ZM200 220V219H199ZM213 220V219H212ZM211 220V222H212ZM220 220V219H219ZM218 220V221H219ZM224 220V219H223ZM240 220V221H241ZM250 220V221H249ZM42 221V222H43ZM49 221V220H47ZM175 221V220H174ZM189 221V220H188ZM187 221V223H188ZM198 221V220H197ZM205 221V220H204ZM214 221V220H213ZM237 221V220H236ZM246 221V222H245ZM254 221V220H253ZM63 222V220H62ZM81 222V221H80ZM83 222V221H82ZM178 222V221H177ZM201 222V221H200ZM206 222V221H205ZM209 222V221H208ZM207 225H211L210 223ZM220 222V221H219ZM234 222V221H233ZM238 222V221H237ZM32 223V224H31ZM52 223V222H51ZM56 223V222H55ZM65 223V222H64ZM221 223H225V222H221ZM228 223V222H227ZM240 223V222H239ZM53 224V223H52ZM178 224V223H177ZM180 224V223H179ZM190 224V223H189ZM200 224V223H199ZM243 224V225H244ZM32 226L35 227L36 229L33 228L32 231H21V230H17V227H23V226ZM80 225V224H78ZM85 225V224H84ZM202 225V224H201ZM200 225V226H201ZM223 225V224H222ZM225 225V224H224ZM227 225V224H226ZM239 225V224H238ZM24 226V227H25ZM49 226V225H48ZM62 226V225H61ZM60 225H57L54 230L55 233H58L59 235H63L65 227H61ZM65 226V225H64ZM69 226V224H68ZM89 226V225H88ZM87 226V227H88ZM191 226V225H189ZM198 226V225H197ZM203 226V225H202ZM235 226V225H234ZM47 227V226H46ZM83 227V226H82ZM181 227V226H180ZM179 227V228H180ZM183 227V226H182ZM194 227V226H193ZM192 227V228H193ZM209 227V226H207ZM211 227V226H210ZM31 228V227H30ZM53 228V227H52ZM68 228V227H67ZM77 228V227H76ZM186 228V227H185ZM188 228V227H187ZM202 228V227H201ZM219 228V227H218ZM222 228V226H221ZM220 228V229H221ZM229 228V227H228ZM244 228V227H243ZM46 229V228H45ZM74 229V228H73ZM184 229V228H183ZM191 229V227H190ZM195 229V228H194ZM193 229V230H194ZM204 229V228H203ZM3 230L8 231L9 233L13 234V237L11 238V241H4L2 239V232ZM187 230V229H185ZM210 230V229H209ZM212 230V229H211ZM222 230V229H221ZM220 230V232H221ZM230 230V229H229ZM247 230H249L247 228ZM36 233H35V232ZM70 231V230H69ZM75 231V230H74ZM191 231V230H190ZM201 231V230H200ZM54 232V231H52ZM188 232V231H187ZM186 232V233H187ZM197 232V229H196ZM195 232V233H196ZM47 235L51 234L46 232ZM248 233V232H247ZM53 234V233H52ZM184 234V233H183ZM254 234V235H255ZM10 235V234H9ZM68 235V234H67ZM202 236V233L200 234ZM225 235V234H224ZM252 235V234H251ZM6 236V235H5ZM12 236V235H11ZM57 236V235H55ZM72 236V235H71ZM183 236V235H182ZM233 236V235H232ZM237 236V235H236ZM238 237V236H237ZM4 238V237H3ZM203 238V237H202ZM209 238V237H208ZM229 238V236H228ZM239 238V237H238ZM235 237V239H238ZM247 238V237H246ZM251 238V237H250ZM257 238V237H256ZM62 239V238H61ZM179 239V238H178ZM184 239V238H183ZM189 239V238H188ZM233 239V238H232ZM253 239V238H252ZM255 239V238H254ZM253 239V240H254ZM77 240V239H76ZM228 240V239H227ZM239 241V240H238ZM246 241V240H245ZM249 241V240H248ZM62 242V241H61ZM76 243V244H75ZM182 243V242H181ZM187 243V242H185ZM208 243V242H207ZM229 243V242H228ZM235 243V242H233ZM242 243V242H241ZM250 243V242H249ZM257 243V242H256ZM244 244V243H243ZM199 245V244H198ZM226 245V244H225ZM241 245V244H240ZM245 245V244H244ZM263 245V244H262ZM192 246V245H191ZM195 247V245H193ZM246 246V245H245ZM255 246V244H254ZM258 246V245H257ZM177 247V246H176ZM248 247V244L247 246ZM251 247V246H250ZM253 247V246H252ZM262 247V246H261ZM240 248V247H239ZM257 248V247H256ZM200 249V247H199ZM229 249V248H228ZM231 249V248H230ZM229 249V250H230ZM236 249V248H235ZM235 249H233V251H235ZM246 249V248H244ZM249 249V248H248ZM260 249V248H259ZM27 251L28 252V261L24 263L23 259H22V254L21 251ZM258 250V249H257ZM247 251V250H245ZM236 252V251H235ZM239 252V251H237ZM241 252V251H240ZM230 253V252H229ZM250 253V252H249ZM232 254V253H231ZM243 254V252H242ZM245 254V252H244ZM263 254V253H262ZM25 255V254H24ZM228 255V254H227ZM0 256V257H1ZM148 256V255H147ZM198 256V255H196ZM234 256V255H233ZM244 256V255H243ZM247 255L245 254L244 257H246ZM145 257V256H144ZM195 257V255H194ZM239 257V256H237ZM248 257V256H247ZM197 258V257H196ZM253 258V257H251ZM262 258V257H261ZM150 259V258H149ZM180 259V258H179ZM239 259V258H237ZM153 260V259H152ZM151 260V261H152ZM156 260V259H154ZM212 260V259H211ZM241 260V259H240ZM2 261V260H1ZM168 261V260H167ZM247 261V260H245ZM261 261V260H260ZM200 262V261H199ZM242 262V261H241ZM250 261H248L249 264ZM256 262V261H254ZM258 262V261H257ZM262 262V261H261ZM150 263V262H148ZM155 263V262H154ZM162 263V262H160ZM166 263V262H165ZM184 263V262H183ZM197 263V262H196ZM195 263V264H196ZM202 263V262H200ZM251 263V262H250ZM156 264V263H155ZM164 264V262H163ZM177 264V263H175ZM179 264V263H178Z\"/></svg>",
  "mask_w": 264,
  "mask_h": 264
},
{
  "label": "water",
  "instance_id": "obj_3",
  "mask_svg": "<svg viewBox=\"0 0 264 264\" xmlns=\"http://www.w3.org/2000/svg\"><path fill=\"white\" fill-rule=\"evenodd\" d=\"M264 7V0H261L254 9L244 12L241 17L233 23L231 29H237L242 26H245L249 23L253 18H255L263 9Z\"/></svg>",
  "mask_w": 264,
  "mask_h": 264
}]
</instances>
